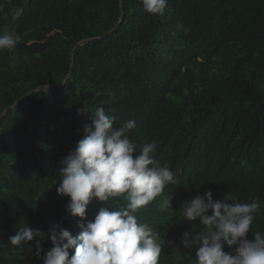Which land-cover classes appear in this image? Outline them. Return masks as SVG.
<instances>
[{
	"label": "trees",
	"instance_id": "trees-1",
	"mask_svg": "<svg viewBox=\"0 0 264 264\" xmlns=\"http://www.w3.org/2000/svg\"><path fill=\"white\" fill-rule=\"evenodd\" d=\"M13 27L20 42L0 51V264H42L34 241L10 244L21 227L80 232L53 182L98 107L114 127L136 122L134 156L158 141L154 155L175 175L136 213L165 244L159 264H196L182 244L200 229L180 218L187 200L211 190L264 201V0H168L163 16L141 0H0V35ZM108 203L94 199L87 219L126 201ZM252 231L264 234V209Z\"/></svg>",
	"mask_w": 264,
	"mask_h": 264
},
{
	"label": "clouds",
	"instance_id": "clouds-1",
	"mask_svg": "<svg viewBox=\"0 0 264 264\" xmlns=\"http://www.w3.org/2000/svg\"><path fill=\"white\" fill-rule=\"evenodd\" d=\"M141 3L151 15L163 16L168 7V0ZM22 14L23 8L14 9L13 21ZM19 42L20 35L13 27L0 35V51L14 50ZM90 120L75 148L60 159V179L53 182L57 194L69 198L66 211L80 218V232L74 235L60 223L46 232L21 227L9 242L31 249L33 244L29 242L34 241L36 256L41 258L43 253L42 264H159L165 244L136 213L163 198L167 194L165 188L177 183L175 175L154 155L158 141L144 145L134 156L138 147L129 135L136 127L134 120L114 127L116 117L103 107L92 111ZM114 198L126 203L113 204L111 210L101 207L94 219H87L88 206L94 199L108 203ZM172 198L173 195L164 198L160 207H172ZM180 208V218L200 222L199 230L185 231L182 236L184 249L191 254L195 248L196 264H264V234L252 231L264 201L256 198L239 202L231 194L214 200L208 190ZM249 232L253 233V240L247 238ZM49 239L52 247L44 253L43 242ZM167 244L172 241L167 240ZM225 245L235 246L234 254L225 252ZM176 259L182 261L184 257Z\"/></svg>",
	"mask_w": 264,
	"mask_h": 264
}]
</instances>
